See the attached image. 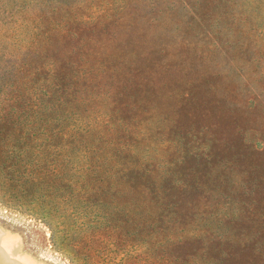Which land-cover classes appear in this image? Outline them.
Returning <instances> with one entry per match:
<instances>
[{
    "label": "rangeland",
    "instance_id": "374dc122",
    "mask_svg": "<svg viewBox=\"0 0 264 264\" xmlns=\"http://www.w3.org/2000/svg\"><path fill=\"white\" fill-rule=\"evenodd\" d=\"M38 9L55 29L24 47L14 28ZM0 39V229L17 251L0 243V264H164L160 239L188 264H264V0H0ZM52 136L64 149L40 154ZM92 174L130 178L104 204L166 231L137 235L130 212L82 236L65 186Z\"/></svg>",
    "mask_w": 264,
    "mask_h": 264
},
{
    "label": "trees",
    "instance_id": "16d2710c",
    "mask_svg": "<svg viewBox=\"0 0 264 264\" xmlns=\"http://www.w3.org/2000/svg\"><path fill=\"white\" fill-rule=\"evenodd\" d=\"M42 7H45L47 4H41ZM34 7V6H33ZM48 7V6H47ZM46 7V8H47ZM33 9V8H32ZM31 9V10H32ZM41 9V6H40ZM40 9H38L39 12L36 13L32 18L27 19L23 22H20L19 27L17 29L14 28L15 31H19V29L23 28V31L26 33L29 31L30 38L28 40L25 38H22V34L24 32H20L17 34L16 39L20 37V39H24V44L27 46H39L41 43L45 42L43 40L48 39L47 35V27H50V31H53L55 29L56 23L54 19H52L53 14H47L43 13L40 15ZM53 26V27H52ZM61 31H64V29L61 28ZM69 34V33H68ZM38 36L41 38L40 41H38ZM2 40V39H0ZM29 42V43H28ZM28 44V45H27ZM23 47V48H24ZM22 49V48H21ZM25 53L28 54L27 50H25ZM54 88V86H53ZM33 91V90H32ZM31 93V91H30ZM30 95L29 93H26V95ZM44 96V97H41ZM51 96H53V93L51 92H45L42 94H35L31 103L30 108L35 110L34 112H38L40 109L43 101L46 100V103L49 104L51 101ZM13 101V98L9 100L8 104ZM22 101H25L22 99ZM28 101L31 102V98L28 99ZM27 102V101H26ZM35 108V109H34ZM64 135L60 137H64ZM55 137V136H54ZM53 140V136L48 139H43V142H46L44 145L42 142L38 145L39 153L42 154L46 149L52 151L54 155V152H61L64 147H60L56 144H51ZM136 169V168H135ZM81 178V184L80 182L74 181V182H67L68 184L65 186V188L72 189L73 198H82L84 202L83 203V211L82 212H75L73 216V222L72 227H75L77 231L81 230L82 236L83 233H87L86 238L90 239L92 241L100 240L99 238H103V234L105 231L112 230L113 228L108 227L109 221L111 215H115L118 213H123L124 215L127 213H132L135 216V223H136V233L137 235H146V236H154L159 235V233H163L166 231L165 226H159L156 228V225L154 224H148L147 220L143 219L138 213H136L133 209L130 210L126 206H118L117 204L107 206L104 204V200L107 198L114 197L116 195H119L122 197L124 191H127L129 194V188L131 184V179H127L124 177V180L121 179H115L112 177L106 178V181L102 182V179L96 178V176H93V174L90 175H79ZM156 195L155 197H157ZM80 202V201H79ZM104 206H107L106 208ZM106 209H109V212H105ZM85 211V212H84ZM89 212V213H88ZM160 212V214H159ZM165 211H158L157 216L158 218L163 217ZM71 218V219H72ZM49 230L51 233V240L58 241L60 238L56 234H60L62 230L59 229L58 225L53 228L49 226ZM161 231V232H160ZM66 235V231H65ZM157 239V237H155ZM158 240V239H157ZM158 243L156 245L165 248V252L167 253V257L162 258L164 260V264H188L191 259L183 258L179 256L177 253H173L172 250L168 251L169 244L172 245L168 240L160 239L157 241ZM141 246H139L140 249ZM90 257L86 254H74L71 258V264H97V263H90Z\"/></svg>",
    "mask_w": 264,
    "mask_h": 264
},
{
    "label": "bare ground",
    "instance_id": "6f19581e",
    "mask_svg": "<svg viewBox=\"0 0 264 264\" xmlns=\"http://www.w3.org/2000/svg\"><path fill=\"white\" fill-rule=\"evenodd\" d=\"M0 234H4L6 235V237H3V239H1L0 243H1V248L2 250L5 252V254L12 256L17 254V251L14 250L13 246L11 245V238L8 236V234H6V232H4L3 230L0 229ZM8 237V238H7ZM14 241V240H13ZM18 242V241H17ZM18 250V249H17ZM16 252V253H15ZM21 254L24 257H18L16 256V263L17 264H40L39 262H36L34 259H32L31 257H29L28 255H25L21 252ZM5 256V255H4ZM14 258V256L12 257ZM6 258H4L5 260ZM8 259V258H7ZM14 260V259H13ZM6 262V261H4ZM8 262V261H7Z\"/></svg>",
    "mask_w": 264,
    "mask_h": 264
}]
</instances>
